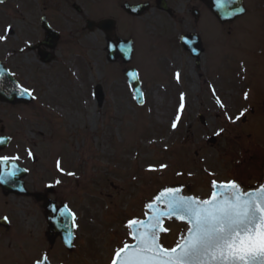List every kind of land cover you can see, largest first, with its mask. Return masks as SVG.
Wrapping results in <instances>:
<instances>
[{"label": "rangeland", "instance_id": "1", "mask_svg": "<svg viewBox=\"0 0 264 264\" xmlns=\"http://www.w3.org/2000/svg\"><path fill=\"white\" fill-rule=\"evenodd\" d=\"M24 2L29 25L35 1ZM92 5L90 16L98 10ZM245 6V15L229 25L203 15L199 69L180 45L147 42L141 31L125 65L106 62L98 31L79 43L61 42L47 64L32 51L18 57L20 79L34 101L21 109L0 106V125L18 129L16 143L39 155L40 164L56 165L52 174L58 178H44L42 184L51 183L75 216L70 251L46 240L42 222V254L51 263L110 264L115 250L131 242L128 221L142 218L144 203L166 185L184 184L188 193L203 198L210 180H225L246 168L244 184L261 183L264 0H247ZM129 67L138 74L142 106L135 104L123 76ZM96 84L104 92L100 106L92 94ZM212 93L224 107L216 105ZM211 136L213 144L207 141ZM6 153L16 156L15 146ZM162 164L167 167L160 169ZM150 166L156 170L149 171ZM164 228L160 242L170 248L184 224L167 221Z\"/></svg>", "mask_w": 264, "mask_h": 264}, {"label": "flooded vegetation", "instance_id": "2", "mask_svg": "<svg viewBox=\"0 0 264 264\" xmlns=\"http://www.w3.org/2000/svg\"><path fill=\"white\" fill-rule=\"evenodd\" d=\"M34 1L35 13L31 16L29 25L26 24V1L5 0L0 3V36L5 37L4 40H0V65L22 87L24 86L20 78L23 65L18 57L26 51H32L40 59L41 54L46 52V48L41 45L43 41L54 42L56 46L61 42L79 43L80 39L90 33L85 28L87 20L90 19L113 20L112 37L119 36L134 41L137 32L141 31L147 42L176 46L181 44L183 36L197 34L202 39L201 19L205 13L218 23L203 0ZM246 2L247 0H243L244 6ZM91 3L98 8L97 13L92 16L88 13ZM127 5L136 6L137 13H129L126 10ZM237 19L221 25L232 24ZM45 26L49 28L48 31ZM98 32L104 41V33ZM220 104L221 102L218 105ZM0 106L15 109L26 107L22 104L11 105L1 101ZM0 134L9 138V143L0 151V156L10 157L6 152L15 146L16 156L19 157L15 162L20 169L16 176L6 182H0V264H35L36 261H41L43 255L42 222L46 240L50 244L56 241L61 243L59 237L49 238L46 232L47 215L42 201L34 196V194L47 192L46 197L57 205L65 203L59 191L51 183L42 184L44 178L49 177L52 180L58 178L57 173L52 174L54 172L52 169L56 165L40 164L39 155L16 143L17 136L20 134L18 129L0 125ZM29 152L33 155L29 156ZM261 168L262 166L259 169L260 174ZM246 173L247 168L241 169L219 182L236 180L243 188H249L250 186L244 184L249 180L243 179ZM9 186H14L15 190H9ZM47 186L51 188L47 189ZM3 217H7V220Z\"/></svg>", "mask_w": 264, "mask_h": 264}, {"label": "snow or ice", "instance_id": "3", "mask_svg": "<svg viewBox=\"0 0 264 264\" xmlns=\"http://www.w3.org/2000/svg\"><path fill=\"white\" fill-rule=\"evenodd\" d=\"M218 3H223V0H218ZM4 39L0 36V40ZM20 94L30 95L31 92L22 88ZM247 95L245 93V97ZM181 99H184L183 95ZM217 102L220 103L219 98ZM184 107L182 103L180 109ZM240 115L243 116L244 112ZM179 119L177 116L172 122V128L177 127ZM223 131L220 129L216 135ZM3 142L4 139L0 138V143ZM28 155L33 154L29 152ZM18 159V156H0V182H6L20 171L15 163ZM166 167L160 165V169ZM57 168H60L59 161ZM155 170L149 167V171ZM67 175L74 176L75 173L68 172ZM211 186L213 191L207 199L184 195L180 188L167 187L160 191L154 199L156 203L163 201L166 211L159 210L147 222L128 221V227L135 229V244L118 247L111 264H264V184L252 191H245L236 180H212ZM156 203H148L146 207L153 209ZM58 211L61 215L67 214L63 210ZM164 217L178 218L187 225L186 233L171 248L160 242L161 232L168 231L161 227ZM3 219L7 220V217ZM46 261L47 257L36 261V264H46Z\"/></svg>", "mask_w": 264, "mask_h": 264}, {"label": "water", "instance_id": "4", "mask_svg": "<svg viewBox=\"0 0 264 264\" xmlns=\"http://www.w3.org/2000/svg\"><path fill=\"white\" fill-rule=\"evenodd\" d=\"M4 1V0H0ZM206 3L209 4L211 12L215 15V17L220 22H227L232 21L236 17L242 15L244 13V8L242 4V0H223V3H218V0H204ZM136 7H126V10L129 13L136 14ZM237 9H243V11H237ZM87 28L92 31L94 28L100 29L105 32L106 37V45L104 47L105 50V59L107 62L114 63L116 61H120L121 63H128L131 60L132 56V41L130 39H121L119 37H111V33L114 29V22L112 20H103L99 22H93V21H87ZM48 30V29H47ZM182 46L186 51L190 53V55L195 58V63L198 66L199 65V56L203 52V48L201 46L200 38L197 35H192L189 37H184ZM188 40L190 42H188ZM42 45H45L48 47V49H53L55 47V43H48L46 41L42 42ZM53 58L52 54H44L41 56L42 63L50 62V60ZM124 76L127 80L128 85L132 88L133 96L138 105H141L143 103V94L141 91L140 82L137 76L136 71L131 68L125 71ZM21 89L17 83L11 78V76L6 72L2 71L0 73V101L9 102L11 104L16 103H23L28 104L32 101V95L30 94H24L21 95ZM93 95L95 97V100L100 106L103 101V91L100 85H96L93 89ZM199 120L201 123H204L203 117L199 115ZM4 139L3 143H0V150L3 149L7 143V138L0 137ZM209 142L213 143L214 138H210ZM261 184H264V167H263V179L260 184H258L255 188L250 189L248 191H252L256 188H258ZM167 188V187H166ZM172 188H180L182 191V194H186V187L185 186H172ZM9 190H15L14 186H9ZM164 189V188H163ZM159 190L150 201H148L144 206V218L138 219L143 220L147 222L150 217L154 214H157L159 210L165 208V204L163 201L156 203L155 197L159 194ZM213 191V190H212ZM212 193V192H211ZM37 200H41L43 202V208L45 209L46 214H51V216H47V233L48 236L51 238L53 236H60L63 244L68 248L71 249L72 247V240H73V217L72 213L67 209L65 205H59L56 206L53 201L46 198L45 194H34ZM148 203H156V207L153 209H149L146 207ZM63 210L65 215H61L60 211ZM61 220V221H60ZM166 220H175L177 222H184L178 218H172L169 219L167 217H164L162 220L161 227L163 228V224ZM130 237L133 240L132 243H125V244H135V238L133 233L135 232L134 228H129ZM163 232H161L162 234ZM186 233V229L184 233L179 237V240L182 238V236ZM160 234V235H161ZM178 240V241H179ZM46 256L42 257V261L44 260ZM46 264H50L48 260L46 261Z\"/></svg>", "mask_w": 264, "mask_h": 264}]
</instances>
